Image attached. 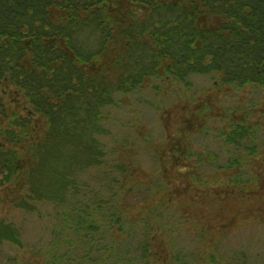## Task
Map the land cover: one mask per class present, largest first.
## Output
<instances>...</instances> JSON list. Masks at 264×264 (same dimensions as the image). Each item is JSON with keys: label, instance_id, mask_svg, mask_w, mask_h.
Returning <instances> with one entry per match:
<instances>
[{"label": "trees", "instance_id": "1", "mask_svg": "<svg viewBox=\"0 0 264 264\" xmlns=\"http://www.w3.org/2000/svg\"><path fill=\"white\" fill-rule=\"evenodd\" d=\"M195 77L264 98V0H0V189L14 211L50 224L43 264H255L224 251L206 217L209 230L192 225L194 251L162 258L161 233L187 221L164 219L162 176L194 155L176 141L155 147L146 185L107 143L122 97L188 90ZM262 113L232 109L215 150L195 152L191 204L249 200L240 220L264 215ZM4 247L24 243L22 229L0 219Z\"/></svg>", "mask_w": 264, "mask_h": 264}, {"label": "rangeland", "instance_id": "2", "mask_svg": "<svg viewBox=\"0 0 264 264\" xmlns=\"http://www.w3.org/2000/svg\"><path fill=\"white\" fill-rule=\"evenodd\" d=\"M234 108L242 111L252 109L253 117L258 118V115L263 114L264 98L253 90L218 87V83H214L210 78L195 77L191 80L188 90L183 87H171L156 92L153 86H150L142 93L129 94L122 97L119 107L111 112L106 124L110 134L107 143L109 147L120 150V154L123 152L127 157V163L135 168L138 175L144 176L146 185L150 184L149 176L158 165L151 153L155 147L167 149L170 142L176 141L181 147L191 150L187 154L194 155L188 158L181 154L179 156L181 161L176 163L172 173L162 176L163 194L169 197L167 199L169 215L164 214V219L172 224L183 216L187 218L186 222L183 219L184 221L174 231V235L170 237L167 236V232V235L162 234L158 229V234L161 233L163 237L161 239L163 241H160L162 258L167 256L173 247L184 254L194 251L195 234L191 233L192 225L198 220L197 222L202 223L204 226L201 227L206 231L208 228L205 227V221L202 219L206 217L214 227L212 230L208 229L210 236L225 235L222 241L224 251L241 249L249 254L255 264H264V215L248 212L246 218L240 220L241 214L247 210L251 201L233 199L228 203L218 202L213 210L204 201L198 202L195 206L188 199V195L191 196L192 192L197 190L194 185L195 168L192 167L195 152L202 154L206 147H210L212 152L215 150L213 139L229 122L230 112ZM186 125L189 126V130L183 139H179L176 131ZM193 129L194 132H191ZM258 171H261L260 168L256 172ZM193 187L195 189H192ZM171 190L174 192L172 193ZM183 190L188 192L184 191L180 195ZM261 198L264 199V196ZM260 200L258 198L257 205L263 207L264 200ZM149 201L152 202L153 199ZM0 219L16 223L22 229L24 243L22 250L11 247L1 248L0 264H43L40 257L41 249L50 239V224L35 216L30 217L14 211L2 189H0ZM246 219V222L242 221ZM173 238H176V245H172Z\"/></svg>", "mask_w": 264, "mask_h": 264}]
</instances>
